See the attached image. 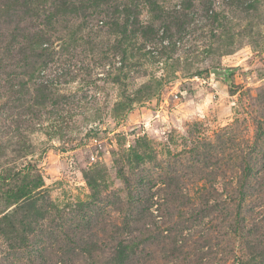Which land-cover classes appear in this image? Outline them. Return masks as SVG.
<instances>
[{
	"label": "rangeland",
	"instance_id": "374dc122",
	"mask_svg": "<svg viewBox=\"0 0 264 264\" xmlns=\"http://www.w3.org/2000/svg\"><path fill=\"white\" fill-rule=\"evenodd\" d=\"M103 1L55 12L41 0H0V217L23 218L13 202L22 192L19 202L48 198L64 218H80L71 211L92 201L99 218L119 224V172L130 175L139 154L146 215L181 245L159 244L155 259L147 247L144 264H264V0ZM124 4L164 49L105 25L124 19L110 12ZM160 15L171 16L169 32ZM31 32L50 39L52 58L28 53ZM246 155L238 238L231 225ZM16 244L0 232V263L17 258Z\"/></svg>",
	"mask_w": 264,
	"mask_h": 264
},
{
	"label": "trees",
	"instance_id": "16d2710c",
	"mask_svg": "<svg viewBox=\"0 0 264 264\" xmlns=\"http://www.w3.org/2000/svg\"><path fill=\"white\" fill-rule=\"evenodd\" d=\"M15 1L11 0V7L16 6ZM28 1L24 3L25 8H30L31 3L39 0ZM72 1L41 0V3L49 2L53 10L57 12L59 7L61 9L72 7L70 6ZM122 8L119 10L117 6H114L110 12L112 17H114V13L121 12L124 19L120 22H117V19L109 20L105 22V25L113 26L112 29H116L120 35L127 32L131 33V37L134 34L139 35L141 40H148L157 52H160L161 48L164 49V45L157 39L156 28L152 27V24L139 23V10L136 6L124 4ZM46 17L47 21L49 16L46 15ZM168 17L171 16L167 15L165 19L161 15L159 17L167 32L172 28V18L167 19ZM28 35L30 39L26 49L31 55H40L48 51V47L45 45L52 46V43L49 42L50 39L45 35L32 32ZM14 36L18 37L16 34L10 33L11 40ZM141 46L144 47L145 44L142 43ZM119 48L121 46L116 45V49ZM21 50L23 51V49ZM120 50L124 53V49ZM53 54L52 51H48L49 59ZM38 96L45 100V93H39ZM133 158L136 164L135 170L129 173L130 175L124 174L122 169L119 172L127 187V205L122 210L123 218L119 224L99 218L97 207L92 201L80 203L71 211V213H80V218H64L65 208H56L48 198L43 200L40 197H32L24 199V202H19L23 194L22 192L15 193L13 197L15 210H23V218H11V216L3 214L0 217V232L16 238L18 256L11 262L3 258V262L0 264H144L147 247H149L148 254L152 259L156 258L155 254L159 249V244L168 245L170 243L172 249L178 252L181 245H179L180 243L177 245L176 236L172 230L169 231L171 234L173 233L172 235L161 236L162 231L158 229L152 213L148 212V217L146 215V203L151 196L147 193L145 195L146 188L142 185L144 176L142 170L138 169L143 158L139 154H135ZM242 161L244 165L235 189L237 203L231 225L233 235L238 238L244 237V217L241 214L240 202L249 187L252 169L250 156H244ZM95 195L98 194L95 193ZM149 204H151L150 201ZM53 210H55L54 214ZM145 232L150 233L148 238L144 237ZM160 237L162 240L166 239L167 242L163 243ZM161 249L162 247L159 250Z\"/></svg>",
	"mask_w": 264,
	"mask_h": 264
},
{
	"label": "water",
	"instance_id": "95a60500",
	"mask_svg": "<svg viewBox=\"0 0 264 264\" xmlns=\"http://www.w3.org/2000/svg\"><path fill=\"white\" fill-rule=\"evenodd\" d=\"M211 72L216 74V75H220V76H222L225 73V71H219V70H216V69L211 70Z\"/></svg>",
	"mask_w": 264,
	"mask_h": 264
}]
</instances>
